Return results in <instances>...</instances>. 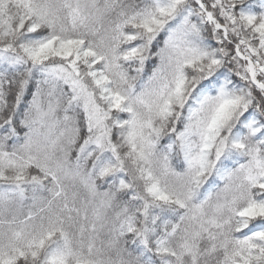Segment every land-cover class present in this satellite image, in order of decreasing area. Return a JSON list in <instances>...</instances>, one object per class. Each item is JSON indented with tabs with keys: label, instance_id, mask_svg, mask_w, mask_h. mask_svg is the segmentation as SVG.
Segmentation results:
<instances>
[{
	"label": "snow or ice",
	"instance_id": "6c2138e0",
	"mask_svg": "<svg viewBox=\"0 0 264 264\" xmlns=\"http://www.w3.org/2000/svg\"><path fill=\"white\" fill-rule=\"evenodd\" d=\"M0 264H264V0H0Z\"/></svg>",
	"mask_w": 264,
	"mask_h": 264
}]
</instances>
